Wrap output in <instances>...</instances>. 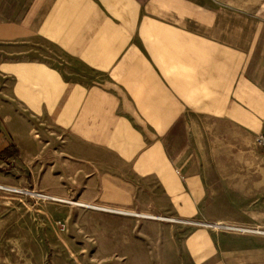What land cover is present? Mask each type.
<instances>
[{"label":"crops","instance_id":"0c3cea01","mask_svg":"<svg viewBox=\"0 0 264 264\" xmlns=\"http://www.w3.org/2000/svg\"><path fill=\"white\" fill-rule=\"evenodd\" d=\"M262 133L264 0H0V189L177 220L43 202L61 258L264 264Z\"/></svg>","mask_w":264,"mask_h":264},{"label":"rangeland","instance_id":"374dc122","mask_svg":"<svg viewBox=\"0 0 264 264\" xmlns=\"http://www.w3.org/2000/svg\"><path fill=\"white\" fill-rule=\"evenodd\" d=\"M66 240L43 202L0 189V264H92L61 258L59 253L75 248Z\"/></svg>","mask_w":264,"mask_h":264},{"label":"built area","instance_id":"2783aa9c","mask_svg":"<svg viewBox=\"0 0 264 264\" xmlns=\"http://www.w3.org/2000/svg\"><path fill=\"white\" fill-rule=\"evenodd\" d=\"M254 144L257 148H259L262 152H264V133L260 134L259 136L255 138ZM6 190H10L13 192H18V193H26L28 194L30 198L35 199L37 201L52 202V203H58L62 205H68V206L79 208L85 211H91V212L106 214L110 216L130 218V219H135V220L158 221V222L169 223V224L177 223V220L171 217L156 216V215H152L149 213H137V212L123 210L119 208L97 205L94 203H83L79 201L59 199V198L48 196L44 193H37L33 191H22V190H15V189H6ZM54 225L58 227L61 231L64 230V226L60 220H54ZM217 228H220L223 231L228 232V233L264 237V230L259 229V228H246V227H237V226H222V227H217Z\"/></svg>","mask_w":264,"mask_h":264}]
</instances>
